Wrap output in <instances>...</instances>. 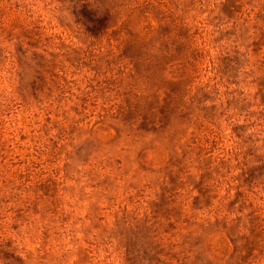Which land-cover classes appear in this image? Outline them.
<instances>
[{"label": "rangeland", "instance_id": "1", "mask_svg": "<svg viewBox=\"0 0 264 264\" xmlns=\"http://www.w3.org/2000/svg\"><path fill=\"white\" fill-rule=\"evenodd\" d=\"M0 264H264V0H0Z\"/></svg>", "mask_w": 264, "mask_h": 264}]
</instances>
